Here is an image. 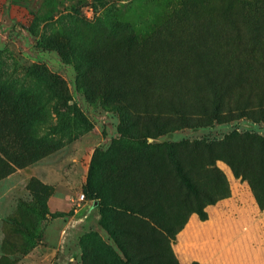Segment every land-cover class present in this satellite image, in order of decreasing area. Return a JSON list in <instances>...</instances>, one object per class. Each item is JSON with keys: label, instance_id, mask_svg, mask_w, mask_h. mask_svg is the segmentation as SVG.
Returning <instances> with one entry per match:
<instances>
[{"label": "rangeland", "instance_id": "obj_1", "mask_svg": "<svg viewBox=\"0 0 264 264\" xmlns=\"http://www.w3.org/2000/svg\"><path fill=\"white\" fill-rule=\"evenodd\" d=\"M261 139L264 0H0V264H182Z\"/></svg>", "mask_w": 264, "mask_h": 264}, {"label": "crops", "instance_id": "obj_2", "mask_svg": "<svg viewBox=\"0 0 264 264\" xmlns=\"http://www.w3.org/2000/svg\"><path fill=\"white\" fill-rule=\"evenodd\" d=\"M193 213L178 232L182 264H264V206L251 187L233 179L228 196Z\"/></svg>", "mask_w": 264, "mask_h": 264}, {"label": "trees", "instance_id": "obj_3", "mask_svg": "<svg viewBox=\"0 0 264 264\" xmlns=\"http://www.w3.org/2000/svg\"><path fill=\"white\" fill-rule=\"evenodd\" d=\"M212 86L215 87V91L211 94H209L207 96V98H205L203 100V102L201 103V105H196L195 108L197 110V114H201L202 117H208V116H216L217 120H220L221 118H219L221 116V112H219L217 109H215V104H214V101L216 100V98L218 97L219 95V83H212ZM172 107H178L179 105L177 103H171ZM248 107V106H247ZM245 107V108H247ZM228 113L230 114L231 111L229 110ZM261 141V144H262V147L264 148V140H260ZM238 176H240L239 174H237ZM241 177L243 180H249V183L251 185V187H254L255 186V183L260 180V177L259 175H252V172L249 171V175L247 176L246 173H243L241 174ZM263 179H264V176H263ZM186 182L187 184L192 187L193 189H195L196 185L192 184L188 179H186ZM198 190L200 191V189L198 188ZM228 196V195H227ZM226 197V196H225ZM224 198V197H223ZM216 202V201H214ZM212 202V203H214ZM211 204V203H210ZM263 206V205H262ZM202 218H205L206 217V211H202L201 214H199ZM187 221V220H186ZM186 223V222H185ZM183 228V227H182ZM181 228V229H182ZM180 229V230H181ZM195 264H198V263H195Z\"/></svg>", "mask_w": 264, "mask_h": 264}, {"label": "bare ground", "instance_id": "obj_4", "mask_svg": "<svg viewBox=\"0 0 264 264\" xmlns=\"http://www.w3.org/2000/svg\"><path fill=\"white\" fill-rule=\"evenodd\" d=\"M199 56V55H198ZM204 64V63H203Z\"/></svg>", "mask_w": 264, "mask_h": 264}]
</instances>
